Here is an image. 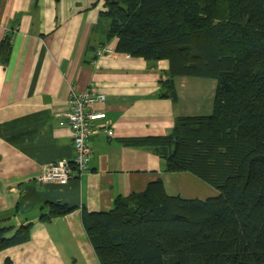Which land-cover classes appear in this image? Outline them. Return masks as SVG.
<instances>
[{
  "label": "crops",
  "instance_id": "crops-1",
  "mask_svg": "<svg viewBox=\"0 0 264 264\" xmlns=\"http://www.w3.org/2000/svg\"><path fill=\"white\" fill-rule=\"evenodd\" d=\"M104 3L0 0V47L11 40L6 64L0 54V228L32 224L30 240L0 252V264H100L83 210L108 212L117 197L151 182L163 180L169 195L189 200L219 195L190 173H167L150 147L123 143L166 136L178 117L210 115L217 85L176 77L178 101L161 96L169 62L117 53ZM105 49L112 53L98 56ZM72 89L106 96L90 109L107 113L114 135L101 129L91 139L88 171L67 184L39 183L48 165L75 158L72 131L59 125ZM52 203L74 210L42 219Z\"/></svg>",
  "mask_w": 264,
  "mask_h": 264
},
{
  "label": "trees",
  "instance_id": "trees-1",
  "mask_svg": "<svg viewBox=\"0 0 264 264\" xmlns=\"http://www.w3.org/2000/svg\"><path fill=\"white\" fill-rule=\"evenodd\" d=\"M104 2L117 53L169 62L161 96L178 101L176 77L217 82L210 115L178 117L166 136L123 143L150 147L167 173H190L219 195L171 196L158 180L108 212L84 209L100 264H264V0ZM10 53L8 36L4 64ZM46 207L44 220L74 210ZM31 227H1L0 252L27 243Z\"/></svg>",
  "mask_w": 264,
  "mask_h": 264
},
{
  "label": "built area",
  "instance_id": "built-area-1",
  "mask_svg": "<svg viewBox=\"0 0 264 264\" xmlns=\"http://www.w3.org/2000/svg\"><path fill=\"white\" fill-rule=\"evenodd\" d=\"M112 53V50H99L98 56ZM106 96L96 90L87 92H77L71 90L67 98V111L59 118L61 127H68L73 134V145L75 158L73 160H60L48 165L39 183L55 182L67 184L79 174L86 172L90 168L93 158L91 139L96 136L101 129H104L108 136H113L112 124L108 120L104 111H92L90 106L96 103H104Z\"/></svg>",
  "mask_w": 264,
  "mask_h": 264
},
{
  "label": "rangeland",
  "instance_id": "rangeland-1",
  "mask_svg": "<svg viewBox=\"0 0 264 264\" xmlns=\"http://www.w3.org/2000/svg\"><path fill=\"white\" fill-rule=\"evenodd\" d=\"M197 79H200V80H204L203 82H206V83H208V84H213V85H217V82L215 81V80H213V79H201V78H197ZM197 81H199V80H197ZM195 90V89H194ZM193 90V91H194ZM196 91V90H195ZM188 94H189V92H188Z\"/></svg>",
  "mask_w": 264,
  "mask_h": 264
}]
</instances>
